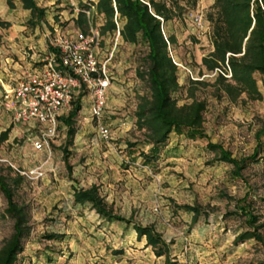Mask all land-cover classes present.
Here are the masks:
<instances>
[{
    "label": "rangeland",
    "instance_id": "374dc122",
    "mask_svg": "<svg viewBox=\"0 0 264 264\" xmlns=\"http://www.w3.org/2000/svg\"><path fill=\"white\" fill-rule=\"evenodd\" d=\"M78 1L88 5L96 0H36L46 15L32 26L27 24L29 12L16 5L17 0L12 1L13 7L0 0L1 81L7 79L19 60L32 61L42 54L46 35L53 26L61 27L62 33L80 30L75 24ZM212 2L195 0L194 8L181 20L163 25L165 35L176 38L169 50L181 85L177 103L190 101L189 93L205 102L206 138L191 140L172 133L150 165L143 164L139 155L146 147L128 146L141 138L134 125V110L138 96L146 90L136 75L145 51L142 43H124L115 33L101 37L98 58L106 63L112 79L99 121L107 125L110 135L107 139L98 137L97 121L91 117V99L83 90L72 145L65 147L67 164L62 153L66 126L59 118L71 106L58 118L48 146L35 149L31 143L35 129L12 121L1 104L0 83V133L8 129L7 138L0 142V163L24 176L19 194L30 209L29 235L17 264L163 263V257L155 256L145 245L144 237L137 239L131 225L106 222L89 205L73 202L75 189L92 185L113 214L153 226L170 244V255L177 264H264L260 244L252 239L234 241L246 227L242 218L230 214L235 200L249 192L260 221H264V153L247 165L242 178H233L231 166L213 163V153L206 148L211 142L235 158L249 156L256 145L255 133L264 123V88L258 75L255 77L261 98L250 100L241 95L232 102L217 90L213 73L201 65V58L211 50L205 17ZM194 80L200 83L192 84ZM260 140L264 143V135ZM36 168L40 176L31 174ZM182 205L201 206L209 216L192 223L191 214L177 208ZM4 207L0 193V246L10 235L12 225L3 216ZM49 233L62 234L63 238L48 240L44 234Z\"/></svg>",
    "mask_w": 264,
    "mask_h": 264
},
{
    "label": "trees",
    "instance_id": "16d2710c",
    "mask_svg": "<svg viewBox=\"0 0 264 264\" xmlns=\"http://www.w3.org/2000/svg\"><path fill=\"white\" fill-rule=\"evenodd\" d=\"M13 0H6L12 7ZM23 9L30 13L27 24L32 26L41 22L46 15L45 8L37 5L36 0H18ZM80 8L75 24L81 31L89 26L97 28L100 37L114 34L116 19L122 21L119 29L120 39L127 44L142 43L145 51L141 54L136 69L146 90L137 98L134 110V125L141 132V138L129 142L128 146L146 147L139 155L142 163L150 165L157 159L169 136L184 135L194 140L206 138L203 127V115L206 104L192 93L190 101L177 103L176 94L181 90L178 83V67L170 55V46L175 45L173 34L165 35L163 25L172 20H181L183 15L194 8L195 0H96L88 5L78 1ZM86 11L89 13L86 15ZM99 19V20H98ZM205 19L210 30L211 50L201 58L202 67L214 75L217 90L230 101H236L241 95L250 100H259L261 93L255 75L259 76L264 88V0H213ZM228 66L230 77H224L219 71ZM192 84L200 83L197 80ZM81 90L73 100L68 113L59 119L66 126L63 160L67 164L68 152L65 147L72 145L76 132L75 118L81 110ZM8 129L0 133V142L7 138ZM264 123L255 133L256 145L246 157L235 158L221 145L207 142L206 148L213 153L212 162L226 163L231 166L230 175L242 178V171L248 164L256 162L257 156L264 153ZM68 166V165H67ZM25 178L11 166L0 163V193L5 200L3 216L12 222L11 233L0 246V264H17L29 235V204L20 196L19 191ZM249 192L235 200L234 210L230 213L243 219L246 229L234 239L235 242L254 240L264 252V221L253 207ZM73 202L89 205L100 219L106 222H119L131 225L137 239L144 237L157 257H163L162 264H177L170 255L169 246L163 236L151 225H142L131 218L113 214L99 196L95 185L87 189H75ZM191 214L192 223L199 217L205 219L209 211L201 206H177ZM48 240H61L62 234H44ZM119 254L120 251H114ZM50 261L51 258L47 257ZM93 264H109L95 262Z\"/></svg>",
    "mask_w": 264,
    "mask_h": 264
},
{
    "label": "built area",
    "instance_id": "2783aa9c",
    "mask_svg": "<svg viewBox=\"0 0 264 264\" xmlns=\"http://www.w3.org/2000/svg\"><path fill=\"white\" fill-rule=\"evenodd\" d=\"M120 27L116 19L114 33L117 36ZM100 39L97 28L91 25L85 32L77 29L65 33L55 26L46 35V48L38 58L15 68L6 80H0L3 108L14 123L29 124L35 129L36 136L31 139L35 149L48 146L56 132L58 118L81 90H86L90 96L91 117L97 121L98 137H109V128L99 118L105 108L112 76L106 63L98 58ZM217 71L230 77L227 65ZM31 174L40 176L41 171L36 168Z\"/></svg>",
    "mask_w": 264,
    "mask_h": 264
},
{
    "label": "crops",
    "instance_id": "0c3cea01",
    "mask_svg": "<svg viewBox=\"0 0 264 264\" xmlns=\"http://www.w3.org/2000/svg\"><path fill=\"white\" fill-rule=\"evenodd\" d=\"M18 1V0H17ZM16 5H19L20 7H21V4H20V2L18 1L17 3H15ZM13 7V6H12ZM23 9V8H22ZM23 10H25V11H28V10H26V9H23ZM29 12V11H28ZM29 17H30V13H29ZM28 17V18H29ZM28 20V19H27ZM119 22L121 23V25H122V21H120L119 20ZM53 27H55V26H53ZM52 27V28H53ZM21 59H23V58H21ZM30 62H33V61H29V60H25V59H23V60H19V62H18V64L17 63H15V68H19V66H26L27 64H29Z\"/></svg>",
    "mask_w": 264,
    "mask_h": 264
}]
</instances>
